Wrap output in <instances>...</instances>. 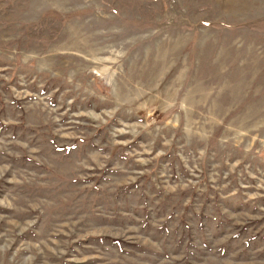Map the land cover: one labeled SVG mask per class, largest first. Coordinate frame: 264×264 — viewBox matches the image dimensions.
<instances>
[{
  "label": "rangeland",
  "instance_id": "374dc122",
  "mask_svg": "<svg viewBox=\"0 0 264 264\" xmlns=\"http://www.w3.org/2000/svg\"><path fill=\"white\" fill-rule=\"evenodd\" d=\"M0 264H264V0H0Z\"/></svg>",
  "mask_w": 264,
  "mask_h": 264
}]
</instances>
